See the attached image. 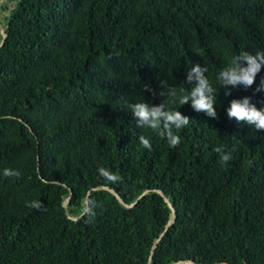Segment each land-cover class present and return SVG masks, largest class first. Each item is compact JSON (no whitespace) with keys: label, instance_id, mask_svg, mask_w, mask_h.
<instances>
[{"label":"trees","instance_id":"16d2710c","mask_svg":"<svg viewBox=\"0 0 264 264\" xmlns=\"http://www.w3.org/2000/svg\"><path fill=\"white\" fill-rule=\"evenodd\" d=\"M4 11L0 264H264V131L228 117L234 100L264 109V0H2ZM241 53L259 65L253 83H223ZM197 66L215 118L180 103ZM141 102L189 118L171 128L176 146L163 120L137 127Z\"/></svg>","mask_w":264,"mask_h":264},{"label":"clouds","instance_id":"9594fccd","mask_svg":"<svg viewBox=\"0 0 264 264\" xmlns=\"http://www.w3.org/2000/svg\"><path fill=\"white\" fill-rule=\"evenodd\" d=\"M257 55L259 56L260 54L258 53ZM238 59L247 60L249 66L247 68L239 67L236 64V60ZM258 70L259 65L256 63L255 58L246 53H241L239 57H235L233 67L221 72V77L225 84L236 85L237 83H243L246 86H250ZM188 80L189 82L195 80L197 83L191 90L190 96H183L180 99V103H187L189 98H191L192 107L197 112L203 111L208 116L215 118L216 111L214 105L216 104V100L212 95L213 89L209 86L208 80L202 76V71L198 66L192 68ZM131 110L137 119V127L157 129L161 127V120H163V128L166 129L168 141L173 147L179 143V137L172 134V126L180 129L189 123V118L182 116L179 111L164 112L163 106L150 107L148 104L141 102L132 105ZM228 117L235 119L237 122H246L254 125L257 130L264 131V109L256 110L254 107L249 108L247 99L243 102L232 101L228 109ZM140 141L145 147H150L149 141L143 136L140 137ZM216 151L221 152L222 149L217 148ZM220 159L222 163H226L230 159V155H222ZM4 175L6 177L18 176L19 172L4 169ZM30 207L41 210L44 206L41 202L37 201L33 202Z\"/></svg>","mask_w":264,"mask_h":264},{"label":"water","instance_id":"95a60500","mask_svg":"<svg viewBox=\"0 0 264 264\" xmlns=\"http://www.w3.org/2000/svg\"><path fill=\"white\" fill-rule=\"evenodd\" d=\"M1 1L2 0H0V3H1ZM0 32H1V34H2V40H1V43H0V45L2 44V42L5 40V38H6V34H5V32H4V30H3V27L2 26H0ZM94 191H96V190H107V191H109V192H111L118 200H119V202L121 203V204H124L126 207H132L134 204H132V205H126L125 203H124V201L122 200V198L113 190V189H111V188H109V187H106V186H101V187H97V188H94L93 189ZM159 193L160 194H162V192L161 191H159ZM89 194H90V192H89ZM146 193H144L142 196H144ZM71 197H72V192H71V195L67 198V200L65 201V203H64V205H67L69 202H70V200H71ZM165 201L167 202V204L169 205V207H170V209H171V211H172V215H171V218H170V220H169V223H168V226H167V228L169 227V226H171L172 224H174V222H175V220H176V216H177V213H176V210H175V208H174V206L169 202V200L167 199V198H165ZM87 204H89V200L87 199ZM164 234H165V232L164 233H162L161 234V236L155 241V246H154V249L157 247V245L160 243V241H161V239L163 238V236H164ZM176 264H199V263H196L195 261H193V260H186V261H180V262H178V263H176Z\"/></svg>","mask_w":264,"mask_h":264},{"label":"rangeland","instance_id":"374dc122","mask_svg":"<svg viewBox=\"0 0 264 264\" xmlns=\"http://www.w3.org/2000/svg\"><path fill=\"white\" fill-rule=\"evenodd\" d=\"M11 3H9L8 7H10ZM7 15V11L0 12V21H4V18Z\"/></svg>","mask_w":264,"mask_h":264}]
</instances>
